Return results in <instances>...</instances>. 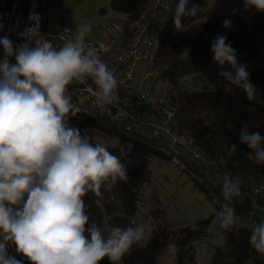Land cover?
<instances>
[{
    "label": "clouds",
    "instance_id": "clouds-1",
    "mask_svg": "<svg viewBox=\"0 0 264 264\" xmlns=\"http://www.w3.org/2000/svg\"><path fill=\"white\" fill-rule=\"evenodd\" d=\"M244 5L246 10L264 13V0H244ZM199 10L195 3L189 6V0H178L173 13L176 30H181L183 18L195 17ZM30 19L36 20V26L19 34L26 42L14 45L9 37L0 38L4 49L0 59V264H23L9 254L10 245L31 264H102L105 258L119 264L134 245L149 240L152 229L145 224L114 226L105 236L95 222L90 223L84 197L89 192L100 196L102 188L110 190L127 181L128 171L106 147L94 145L87 134L67 122L70 114L80 111L73 103L71 86H87L91 78L96 90H81L92 92L95 104L106 109L117 107L119 82L97 48L87 42L90 24L78 27L74 38L57 48L43 36L33 39L40 17ZM222 26L232 29L233 21L225 18ZM211 51L221 69L219 76L227 81L224 91L240 89L250 101L264 106L227 35L217 34ZM190 52L184 48L180 55L188 59ZM226 65L232 70H225ZM239 144L249 149V161L264 164V135L250 131L245 123ZM227 154L233 153L229 149ZM212 165L216 167L215 161ZM221 176L219 196L226 203L213 223L229 229L237 220L231 201H242L246 194L238 178L227 171ZM197 219L192 217L193 228ZM251 247L264 259V223L252 229ZM166 251L174 254L176 244L169 242Z\"/></svg>",
    "mask_w": 264,
    "mask_h": 264
},
{
    "label": "trees",
    "instance_id": "trees-1",
    "mask_svg": "<svg viewBox=\"0 0 264 264\" xmlns=\"http://www.w3.org/2000/svg\"><path fill=\"white\" fill-rule=\"evenodd\" d=\"M208 1L189 0V6L195 3L200 10L195 17L183 18V26L177 31L173 13L178 0H174L169 21L164 27L157 29L159 47L155 64L161 70L160 79H170L175 85L188 75L208 71L212 65L217 64L211 51L212 41L217 34H225L237 53L238 62L246 66L251 82L264 88V17L256 18L257 11H249L205 23L202 21L203 8ZM153 2L154 0H111V6L121 16L138 22L150 13ZM225 18L233 21L232 29L223 28ZM184 48L191 49L188 59L180 55ZM260 97L264 98V92ZM169 103L178 108L173 125L179 133L193 138L198 148L224 163L238 178L252 184L264 181V164L249 161L246 155L249 149L239 144V132L245 123L249 125L250 131H259L264 135V106L250 101L240 89L234 88L232 92L226 93L224 85L219 82L195 92L178 90L171 94ZM82 112H77L74 116L70 114L67 122L69 126L78 128L82 135L87 134L91 143L97 144L90 130L114 136L117 127L104 117ZM121 144L123 148L117 145L104 147L127 167L128 180L118 182L110 190L102 188L100 196L89 192L84 200L90 223L95 222L101 229L133 227L132 221L135 219L141 222L142 219L155 221L149 240L134 245L122 258V264H160L167 232L172 227L174 231L171 242L177 246L174 264H198V246L212 236L213 230L237 248L238 256L230 264H264V259L251 247L252 235L236 225L229 229L219 228L218 224L213 223L216 214L208 219H197L195 228L192 221L182 225L165 226L167 222L160 224L159 221L164 216L160 208L144 214L141 210L143 190L151 180L152 162L149 159H163L164 156L146 132L122 133ZM229 149L233 153L230 157L227 154ZM189 172L197 173L193 170ZM113 197L117 199L113 201ZM17 256L23 264H31L22 254L17 252ZM102 264L110 262L105 259Z\"/></svg>",
    "mask_w": 264,
    "mask_h": 264
},
{
    "label": "built area",
    "instance_id": "built-area-1",
    "mask_svg": "<svg viewBox=\"0 0 264 264\" xmlns=\"http://www.w3.org/2000/svg\"><path fill=\"white\" fill-rule=\"evenodd\" d=\"M49 0H0V38L9 37L14 45L24 43L20 33L26 28L35 27L36 20L31 15L40 17L39 28L33 39L40 36L52 42L54 47H62L64 43L74 37L66 29L53 30L47 26L46 8ZM174 0H154L153 7L148 15L135 22L125 17L106 27L104 38L101 41L89 42L96 47L101 58L114 71L118 80L119 101L117 107L111 105L102 109L95 104L92 92L83 91L90 87L93 92L96 86L89 78L87 86L73 85V103L87 114L102 116L125 134H140L146 132L153 143L164 156V161L180 172L193 170L200 172L208 170L218 179L217 193L222 184L221 172L227 171L233 175L224 163L217 161L198 148L193 138L179 133L174 128V120L178 108L169 103L170 98L158 96L151 84L161 78V70L156 66L159 38L158 28L164 27L169 21ZM259 17L264 13L258 12ZM33 46L35 44L33 43ZM4 56V49L0 46V59ZM12 63H15L14 58ZM218 82L225 85L227 81L222 77ZM109 109L111 115L109 114ZM180 150L185 151L191 161L185 160ZM150 162L154 158L149 159ZM215 161L216 167L212 162ZM242 191L246 194L241 201H231L235 209H248L264 217V181L261 184H252L238 178ZM220 197V196H219ZM117 198L113 197V201ZM221 206L215 207L212 214H217L226 203L221 197ZM143 224L140 220L132 221V226ZM10 255L18 259L14 245L8 247Z\"/></svg>",
    "mask_w": 264,
    "mask_h": 264
},
{
    "label": "rangeland",
    "instance_id": "rangeland-1",
    "mask_svg": "<svg viewBox=\"0 0 264 264\" xmlns=\"http://www.w3.org/2000/svg\"><path fill=\"white\" fill-rule=\"evenodd\" d=\"M238 10L235 15L257 10L252 8L246 10L244 0H209L203 8L202 21L205 23L214 22L220 18L234 16L233 10ZM47 26L53 30L66 29L74 37L78 27L83 24H90L92 31L87 42H97L104 38L106 27L112 23L122 21V16L116 13L111 6V0H49L46 8ZM256 18L259 17L255 13ZM264 20V18H262ZM37 36V33H36ZM220 66L212 65L208 71L186 76L173 84L170 79H159L151 84L155 93L160 97L170 98L171 94L177 91H200L204 87H211L218 84ZM225 70L231 71V66L226 65ZM259 94H263L264 88L255 85ZM243 95H246L241 90ZM79 112H82L80 109ZM83 113V112H82ZM92 138L97 144L103 146H121L123 130H115L114 136L109 134H97L90 130ZM182 155L190 158L183 150ZM191 161V159H190ZM151 180L143 190L142 211L147 214L149 211L160 208L164 212L163 222L167 224L182 225L192 221V217L208 219L215 207L221 206V199L215 190L216 178L212 172L204 170V176L197 173L180 172L172 167L164 159H155L150 164ZM237 220L234 225L244 232L252 235V229L264 223L262 215L245 209H236ZM142 219V218H141ZM142 223L152 228L156 223L153 219ZM177 228H180L179 226ZM107 228L103 227L102 232L107 236ZM172 227L167 232V241L164 243L160 254V264H174L176 253L166 251V246L171 242ZM212 236L198 246V264H230L238 256V250L216 230L211 231ZM107 260V258H105ZM110 262V261H109ZM122 264V260L119 262Z\"/></svg>",
    "mask_w": 264,
    "mask_h": 264
},
{
    "label": "crops",
    "instance_id": "crops-1",
    "mask_svg": "<svg viewBox=\"0 0 264 264\" xmlns=\"http://www.w3.org/2000/svg\"><path fill=\"white\" fill-rule=\"evenodd\" d=\"M125 18V16H122V19H124ZM183 157H185L184 155H183ZM190 159L191 158H188V157H185V160H187V161H189L190 162ZM204 170L203 171H200V172H197V174H199V175H201V176H204L205 177V175H204ZM215 177V176H214ZM216 178V177H215ZM216 180H217V182L215 181V185H214V187H215V190H216V192H217V185H218V179L216 178ZM245 210H248V209H245ZM248 211H251V210H248ZM253 212H255V211H253ZM257 213V212H256ZM259 214V213H258ZM261 215V214H260ZM264 218V217H263Z\"/></svg>",
    "mask_w": 264,
    "mask_h": 264
}]
</instances>
